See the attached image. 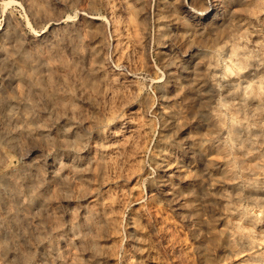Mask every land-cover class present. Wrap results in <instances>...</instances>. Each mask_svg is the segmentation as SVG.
Wrapping results in <instances>:
<instances>
[{
    "label": "rangeland",
    "instance_id": "374dc122",
    "mask_svg": "<svg viewBox=\"0 0 264 264\" xmlns=\"http://www.w3.org/2000/svg\"><path fill=\"white\" fill-rule=\"evenodd\" d=\"M0 264H264V0H0Z\"/></svg>",
    "mask_w": 264,
    "mask_h": 264
}]
</instances>
